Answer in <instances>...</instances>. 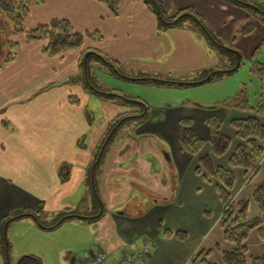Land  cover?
Here are the masks:
<instances>
[{"label":"crops","instance_id":"1","mask_svg":"<svg viewBox=\"0 0 264 264\" xmlns=\"http://www.w3.org/2000/svg\"><path fill=\"white\" fill-rule=\"evenodd\" d=\"M119 1V16L113 17L93 0H42L40 5L29 9L26 29L57 19L68 22L73 32L96 33L102 41H86L83 49L55 58L42 53L44 43L26 46L21 41L14 61L0 70V264L13 263L9 250L4 252L2 246L6 230L18 221L29 228H38L35 222L40 212L75 209L81 201L78 194L86 192L88 171L95 170V166L93 179L102 211L99 209L97 217L91 219L96 221L89 225L94 245L85 252L84 262L100 252L107 255L108 264H117L125 255L147 247L148 254L133 264H191L192 256L200 250H213L209 262L222 264L215 246L222 251L232 248L223 241L222 207L216 183L194 172L198 158L206 156L209 149L198 157L183 153L177 143L178 122L182 118L190 119L196 135L206 142L209 131L205 121L215 116L223 124L222 133L235 146L239 141L229 124L233 119H247L250 112L199 108L206 111L201 112L191 109L196 107L185 108L156 123L145 119L136 131L139 142L126 141L108 149L107 145L100 148L104 132L115 118L134 113L130 116L137 119L138 111L107 102L102 95L101 98L90 96L82 84L64 83L79 73V61L86 50L96 51L130 72H150L157 76L191 72L217 63L197 28L185 30L177 24L159 27L151 5L135 0ZM158 1L178 11L193 10L221 42L234 47L241 56L246 54L251 58L264 42V25L247 10L226 0ZM248 23L254 26L253 33L241 35ZM69 98H77L79 104L71 105ZM90 102L103 111V118L97 122L92 119L93 112L87 110ZM125 103L144 110L142 102ZM152 136L164 137L172 150V160L169 157L168 162L161 153L160 157L156 155L167 183L163 190H154L167 197L151 198L149 211L128 217L124 208L133 193L129 182L150 188L156 185L146 156L147 150L152 153L146 143ZM82 138H85L83 144ZM194 161L196 165L192 166ZM215 164L231 169L227 158L216 160ZM169 170L177 178L174 190ZM231 171L236 179L233 198L250 200L252 189L264 180V158L258 174L248 183L244 181L243 170ZM18 212L24 214L15 217ZM256 215V206L250 200L248 217ZM159 223L172 234L184 233L187 241L165 239L157 229ZM245 246L248 257L264 256V239L257 231L249 236ZM64 261L76 264V254L68 252Z\"/></svg>","mask_w":264,"mask_h":264},{"label":"rangeland","instance_id":"2","mask_svg":"<svg viewBox=\"0 0 264 264\" xmlns=\"http://www.w3.org/2000/svg\"><path fill=\"white\" fill-rule=\"evenodd\" d=\"M251 1L254 5L250 8L251 10L245 9V7L243 9L247 10L249 14L253 16V19L261 24L259 20H264V14L257 11V8H261L264 11V0ZM164 7L167 17L178 12V10L172 9L167 5H164ZM203 21L204 24L207 25V22L205 20ZM0 25L1 66L4 59L3 57H5L7 53L5 42L10 39L9 34H11V30H9L7 26H4L2 21ZM178 27L185 28V30L197 28L202 34L199 35L206 39L205 43H207L206 46L210 54L216 56L217 63L213 66L199 68L191 72L181 71L178 74H161L160 76L153 75L150 72H130L123 67H118L121 69L119 70L121 76H123L119 77L113 74L112 71L110 72V70L113 69L108 67L104 62H101V59L90 58L87 63V74H84L86 65H83L81 68L82 72L80 71L75 76L71 77H78L79 84L82 85L87 84L85 77L88 78L94 88V90H86L88 95L97 96L96 92H102L106 95L103 96V98L107 100V102H115L116 104H121V106L127 110L132 108L138 111L139 118H125V120H119L117 123L110 126L111 129H106L99 143V147L102 148L104 145H107L108 149L114 145L123 144L126 141L139 142L140 138L136 137V131L145 119H148V121L152 119L154 123L158 122L159 119L166 120L170 114L173 115L180 113V111L185 108H191L192 106H190L189 103L198 104L205 108L216 107L235 99L243 90L250 106L254 107L258 104L259 83L249 71L252 62L249 56L246 54H242L241 56V53L234 47L227 46L235 52L236 57L240 54L241 58L240 67L233 72L231 69L233 66L232 56L218 48L194 21L189 18H184L179 22ZM215 34L216 33H213V35ZM11 40H16L17 42L22 41L21 37L17 39L12 38ZM260 55L264 56V51H262ZM227 68L229 70H227ZM222 70H225V73L214 75L211 81H205L209 77L207 75L211 72V74H213L214 72ZM82 76H84V79L81 81L80 79ZM98 97L101 98V95ZM126 101H139L146 105L148 109L146 117H142L145 110H142L136 105L127 104L125 103ZM191 109L199 110L198 107ZM87 110L93 112L92 119H94L95 122L103 118L102 109L100 107H95V104H92V102L88 104ZM199 111L206 112L207 110ZM229 129H231L230 126ZM152 137V139L148 137V142L146 143L150 146V150L153 154L147 150L146 156L148 159L147 162L150 164L149 172L153 176L152 182L156 185L150 188L129 182L133 193L124 208L128 217H133L139 212L143 213L149 211L151 198L167 197L158 195L159 192L154 190H163L164 188L162 186L167 183V177L159 164V160L157 161L156 155L158 154L160 157L161 153L163 160L168 162L169 157L172 160V150L164 137ZM84 140L85 138L81 139L82 144L85 143ZM207 149L208 148H204L201 154L206 153ZM192 164V166H195L196 161ZM168 172V176L170 175L171 179V186L174 184L177 185V178L175 174H173V170H169ZM174 177L175 179H173ZM85 186H87L86 192L84 191L82 194L79 193L77 196V199H81V201L75 209L56 213L40 212L39 215L36 216L38 220L35 222L39 229L29 228L26 224H21L22 222L18 221L6 230L4 241L9 245V258L11 262H13L11 264L21 263L25 257H36L40 264H66L64 258L70 251L76 254V264L84 263L85 252L94 245L89 225L96 222L95 220L91 221V219L101 211V209L100 211L96 209L95 197L92 198V191L88 187V181L85 182ZM118 209L116 211H119ZM78 217L81 219H90L89 221H80ZM58 221L60 224L58 227H51ZM93 250H98V248ZM24 262L25 264H33L29 259L24 260Z\"/></svg>","mask_w":264,"mask_h":264},{"label":"trees","instance_id":"3","mask_svg":"<svg viewBox=\"0 0 264 264\" xmlns=\"http://www.w3.org/2000/svg\"><path fill=\"white\" fill-rule=\"evenodd\" d=\"M103 5L113 17L119 16V0H93ZM137 2H144L151 5L153 13L157 18L159 27L165 25H179V22L184 18H190L193 20L212 40L214 44L221 50L227 52L232 56L233 66L232 71H236L241 65L240 54L236 57L235 52L231 48L227 47L219 38L213 35V32L204 24V21L193 10L186 9L176 12L174 15L167 17L166 9L158 0H135ZM235 6L241 8H252L253 2L251 0H226ZM42 3V0H0V19L4 26L9 28L10 39L5 42V49L7 53L3 57L0 70L14 61L17 53L23 45L29 46L35 43H44L45 46L42 49V53L49 57L55 58L60 55H64L73 51L83 49L86 41L101 42L102 38L94 34H80L73 32L69 23L63 20H51L47 24L38 25L32 29H26L24 24L29 14V9L33 6H38ZM248 6V7H247ZM251 10V9H250ZM264 14L263 9L257 8ZM258 13V12H257ZM255 14V13H254ZM256 15V14H255ZM0 21V22H1ZM259 22L264 25V20L260 19ZM1 26V25H0ZM254 31V26L247 24L241 35H250ZM205 36V35H204ZM21 37L22 43L12 38ZM206 37V36H205ZM206 37V38H207ZM3 45V44H2ZM264 51V42L253 52L251 55L250 73L257 79L259 83V102L256 106L252 107L248 104L245 92L242 90L240 95L235 99L225 102L216 107H210L206 110H218V109H232L239 112H250L251 116L247 119H233L230 122V127L235 131L236 139L239 144L233 145L232 140L222 133V122L215 116H209L205 124L208 128L209 135L206 142L202 141L193 130V123L188 118H182L178 122V135L177 143L183 153L191 156L198 157L204 148L209 149V153L206 156L199 157L197 160V167L195 174L203 176L207 181L211 180L216 183V193L220 201L222 212L220 216L223 241L232 246L229 251L220 250L219 246H215V250L219 252L222 264H264V256L261 257H248L247 248L245 243L249 236L257 231L261 239H264V232L262 227L264 226V180L257 184L251 191L250 200L255 204L257 209V215L254 218L249 219L248 211L250 200L248 198H242L239 201H235L233 194L235 191V175L231 169H240L245 172L244 181L247 183L252 181L259 172L261 161L264 158V57L261 58L260 54ZM87 54V55H86ZM1 56V55H0ZM4 56V55H3ZM2 57V56H1ZM260 57V59H258ZM101 59L108 67L113 70V74L121 76L118 64L110 61L106 57L101 56L96 51L86 50L79 61V72L83 65H86L84 74H87V63L89 59ZM226 70V69H225ZM225 70L214 72L209 74L207 81H211L214 75H220ZM227 70H229L227 68ZM86 78L87 84L85 89L94 90L93 86ZM84 76L81 77V81ZM147 80V79H143ZM76 82V83H75ZM64 83L79 84L78 77L69 78ZM96 95L106 96L102 92H96ZM109 96V95H108ZM111 97V96H110ZM71 105H78L77 98H69ZM192 107H196L194 104H190ZM145 114L148 111L146 105L144 106ZM144 114V115H145ZM133 114H123L115 118L109 125L117 123V121L131 119ZM146 117V115L144 116ZM111 129V128H110ZM101 148V147H100ZM227 158V164L229 168H223L215 164L216 160ZM95 170L89 169L87 181L88 187L91 189L95 202L96 209H100V201L97 197L96 183L93 179ZM29 213V212H27ZM24 212H18L15 217L23 215ZM26 214V212H25ZM97 216H94V218ZM79 218V217H78ZM90 218L86 219L89 220ZM9 220V219H7ZM7 221L4 222V224ZM59 221L51 227L59 226ZM45 227V226H42ZM157 229L162 233L165 239L175 238L177 241L186 242L187 238L184 233H170L162 228V223H159ZM2 246L8 252L9 245L4 241L2 237ZM213 250H200L194 254L190 260L191 264H212L209 262V257L212 255ZM24 260L29 259L33 264H40L39 260L34 257H25ZM24 260L19 264H25ZM34 261V262H33Z\"/></svg>","mask_w":264,"mask_h":264},{"label":"built area","instance_id":"4","mask_svg":"<svg viewBox=\"0 0 264 264\" xmlns=\"http://www.w3.org/2000/svg\"><path fill=\"white\" fill-rule=\"evenodd\" d=\"M148 254V248L143 247L141 250L125 255L117 264H133L135 260L141 259ZM82 264H108V257L104 253L98 252Z\"/></svg>","mask_w":264,"mask_h":264},{"label":"water","instance_id":"5","mask_svg":"<svg viewBox=\"0 0 264 264\" xmlns=\"http://www.w3.org/2000/svg\"><path fill=\"white\" fill-rule=\"evenodd\" d=\"M209 78H207L205 81H207ZM196 107L198 108H201V109H208V108H205V107H202V106H199L198 104H194ZM210 108V107H209ZM101 211H102V208H101Z\"/></svg>","mask_w":264,"mask_h":264}]
</instances>
